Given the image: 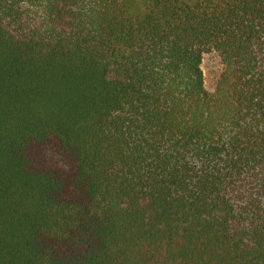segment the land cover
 I'll return each mask as SVG.
<instances>
[{"label": "trees", "instance_id": "obj_1", "mask_svg": "<svg viewBox=\"0 0 264 264\" xmlns=\"http://www.w3.org/2000/svg\"><path fill=\"white\" fill-rule=\"evenodd\" d=\"M0 264H264V0H0Z\"/></svg>", "mask_w": 264, "mask_h": 264}, {"label": "rangeland", "instance_id": "obj_2", "mask_svg": "<svg viewBox=\"0 0 264 264\" xmlns=\"http://www.w3.org/2000/svg\"><path fill=\"white\" fill-rule=\"evenodd\" d=\"M201 69L203 72L205 89L211 92L214 89L216 79L221 69V62L215 51L209 50L203 53Z\"/></svg>", "mask_w": 264, "mask_h": 264}]
</instances>
